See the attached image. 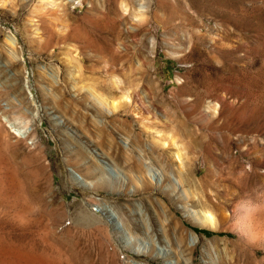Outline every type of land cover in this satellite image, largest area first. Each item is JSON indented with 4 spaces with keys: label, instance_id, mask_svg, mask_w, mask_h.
<instances>
[{
    "label": "rangeland",
    "instance_id": "1",
    "mask_svg": "<svg viewBox=\"0 0 264 264\" xmlns=\"http://www.w3.org/2000/svg\"><path fill=\"white\" fill-rule=\"evenodd\" d=\"M164 257L264 264V0H0V264Z\"/></svg>",
    "mask_w": 264,
    "mask_h": 264
},
{
    "label": "bare ground",
    "instance_id": "2",
    "mask_svg": "<svg viewBox=\"0 0 264 264\" xmlns=\"http://www.w3.org/2000/svg\"><path fill=\"white\" fill-rule=\"evenodd\" d=\"M138 6H139V8H138V10H139V12L140 13H142L143 11H142V8H140L142 5L141 4H138ZM72 35V34H71ZM73 36V35H72ZM75 37V36H74ZM76 39V38H75ZM88 42V41H87ZM113 61V60H112ZM117 86V85H116ZM119 87V86H118ZM102 101H104L103 99L101 100V99H98V102H100V103H103ZM107 104V103H106ZM107 109V111H109L110 109L109 108H106ZM111 112H112V110H111ZM140 162V161H139ZM105 164H104V166L103 167H105V169L106 170H108L111 174H113L115 177H119V176H122V173H121V171L120 170H117V169H114L112 166H110L108 163H106V162H104ZM143 163V162H142ZM143 165L145 166V168H146V173H147V175L149 176V177H151V179H154V180H156L157 182H162V180L164 179V175L162 174V172L158 169H154V168H152V167H146V165H145V163H143ZM139 168V167H138ZM169 178V177H168ZM170 183H171V187L174 189V190H176L178 193V195H176L178 198H185V195H184V192H183V190H182V188H181V186H180V183H179V180H178V178H176V177H174V176H172V175H170ZM169 185V184H168ZM180 207H181V209L182 210H184L185 211V214L188 216V217H190V218H192L193 219V221H194V223L195 224H198L197 223V221L195 220V216H199L201 213H203V212H201L200 213V211L199 210H195V209H193V208H191L188 204H183V203H180ZM108 210V209H107ZM205 216V215H204ZM109 218L111 219H113L114 221H116L117 219H116V217H115V215L112 213V212H109ZM111 219V220H112ZM117 222V221H116ZM196 238V235L193 233V232H190V241L191 242H193V240ZM149 246H151V243H149L148 244ZM155 251L156 252H152V253H154V255L153 256H165L166 255V257H168L167 256V254H169V255H171V248H170V245H169V243H167L166 244V246L164 245V246H156L155 247ZM165 254V255H164ZM173 255H174V253H172ZM172 256V255H171ZM166 257H164L165 259H166V264H173V260H167V258ZM173 257V256H172ZM171 257V258H172ZM136 264H144V263H139V262H137Z\"/></svg>",
    "mask_w": 264,
    "mask_h": 264
}]
</instances>
